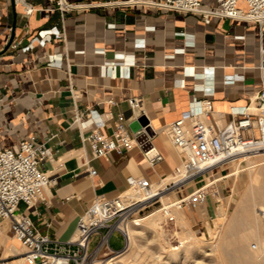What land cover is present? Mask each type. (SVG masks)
<instances>
[{"label": "crops", "instance_id": "0c3cea01", "mask_svg": "<svg viewBox=\"0 0 264 264\" xmlns=\"http://www.w3.org/2000/svg\"><path fill=\"white\" fill-rule=\"evenodd\" d=\"M70 1L78 7L62 15L55 0H0V51L16 20L14 42L0 55V149L26 138L50 146L52 155L41 168L56 184L46 189L44 200L22 204L19 211L62 242L74 237L96 197L126 191L130 177L155 184L174 172L181 155L167 127L194 98L210 99L211 118L225 124L233 119L232 107L250 106L264 88V23L221 17L206 23L202 15L160 7L163 0ZM207 3L214 6V0ZM49 29L61 35L42 44L40 31ZM134 96L143 99L158 131L153 142L163 160L155 167L147 165L138 146L94 157L85 138L91 129L73 124L75 113L96 110L106 121L103 133L112 134L120 114L132 132L139 127L128 102ZM229 178L222 201L209 195L197 209L183 211L196 223L221 216L230 209L238 182ZM0 264H26L25 249L2 219Z\"/></svg>", "mask_w": 264, "mask_h": 264}, {"label": "built area", "instance_id": "2783aa9c", "mask_svg": "<svg viewBox=\"0 0 264 264\" xmlns=\"http://www.w3.org/2000/svg\"><path fill=\"white\" fill-rule=\"evenodd\" d=\"M207 1L163 0L157 4L169 10L202 15L206 23L212 17L264 23V0H214V6ZM55 4L62 15L78 7L70 0H55ZM32 10L30 8L28 12ZM40 35L43 37L40 42L45 44L47 38L60 36L61 32L49 29L40 31ZM30 47L31 44L24 50ZM51 63L61 64L56 58H52ZM128 102L139 123L132 132L127 119L120 114L114 122L112 134L103 133L101 128L106 126V121L96 110L75 113L73 124L81 129H91L85 138L94 157H106L112 152L121 153L138 146L143 149L147 165L155 167L163 160L153 142L158 131L141 97H130ZM212 111L210 99L194 98L189 109L167 127L170 141L181 155V163L170 174L173 180L154 189V182L143 177H130L126 191L112 198H95L81 216L74 237L66 242L42 233L29 215L19 211L22 204L31 207L44 200L46 189L56 184V180L41 168L42 162L52 155L50 146L26 138L12 148L0 149V219L9 222L14 236L25 249L26 264H102L103 257L124 251L128 242L127 229L141 226L145 211L164 195L170 198V202L162 204L160 211L167 220L174 218V208L184 210L190 206L197 209L209 195L217 197L220 193L217 182L235 170L223 172L236 161L242 162L247 155L264 150V88L250 106L232 107L233 119L225 124L214 121ZM87 164L90 174L96 175L97 170L89 162ZM166 176L163 175L158 182ZM191 186H194L193 190L186 195L175 196ZM116 232L123 238L121 249L111 246V238ZM97 234L99 240L90 250Z\"/></svg>", "mask_w": 264, "mask_h": 264}, {"label": "rangeland", "instance_id": "374dc122", "mask_svg": "<svg viewBox=\"0 0 264 264\" xmlns=\"http://www.w3.org/2000/svg\"><path fill=\"white\" fill-rule=\"evenodd\" d=\"M248 166V160L245 158L242 162L240 160L236 161L229 170L223 172V174H226L231 170H236L237 168L243 169L237 175L229 176V179H231L230 183H232L236 178H238V182L234 191L230 209L225 210L219 217L209 218L207 221L196 223L193 217L185 213L182 209L174 208V218L167 220L160 211L162 204L170 202V198L164 195L160 201L154 203L152 207L145 211V219L142 222L144 226L141 225L131 227L134 234L133 243L131 246H128L127 244L124 249L126 252L125 259L123 263L121 262L119 264H163L165 262H172V264H199L200 262H205V264H229L227 260L219 258L216 253L205 256L204 252L207 248H212V246L214 248L217 247V239L221 230L220 227H222L223 224L226 223V219L232 215L245 188L249 183H251L250 181L252 177L250 169L247 168ZM260 178L261 181L260 179L257 181L259 184L263 181V175H261ZM226 179L217 182V187L220 191L217 196L219 201H222V197L224 195L222 185ZM154 187L157 188L156 185ZM257 193L258 192H255L253 194V205L259 201L258 198L260 195L258 194L257 196ZM258 205L256 207H260ZM179 212L182 213L188 221L184 220L182 223H178L176 221L177 218L175 217V214ZM149 215H151V217H148ZM152 218L156 220L154 225L149 223ZM98 240L99 235L97 234L92 239L90 250L95 248ZM191 240L193 241L191 242ZM195 240L197 242H195ZM250 243L252 252L258 254L260 258L261 255L259 252L263 249L261 248L262 244L256 239H252ZM123 244L122 236L119 232H116L111 238V246L114 249H119L123 246ZM117 254L103 257L102 262H106L110 258L115 257ZM170 256H172V258H170ZM178 258L179 260H177Z\"/></svg>", "mask_w": 264, "mask_h": 264}, {"label": "bare ground", "instance_id": "6f19581e", "mask_svg": "<svg viewBox=\"0 0 264 264\" xmlns=\"http://www.w3.org/2000/svg\"><path fill=\"white\" fill-rule=\"evenodd\" d=\"M246 158L249 164L247 168H249L251 172V183H249L245 188L232 215L228 219H226V223L223 224L222 227H220L221 230L217 239V247L214 248L212 246V248H207L204 252V255L208 256L212 253H216L219 258L227 260L229 264H264V151L247 155ZM242 170L243 169L241 168H237L233 173L238 174ZM261 175H263V181L259 184L257 181H259V179L261 181ZM172 179L173 176L168 175L161 182L153 184V188L156 189L154 187L155 185L158 188L159 186L164 185L166 182ZM255 192H258L257 196L258 194L260 196L258 198L259 201H255L256 203L253 205L252 198ZM257 205L260 207H256ZM148 217H151V215H149ZM175 217L177 218L176 221L178 223H182L184 220H187V218L180 212L176 213ZM155 221L156 220L152 218L150 219L149 223L151 225H154ZM141 225L144 226V224ZM131 227L127 229L128 246L132 245L134 239V234L131 230ZM252 239H256L262 244L261 248L263 249L259 252V254L261 255L260 258L258 254L253 253L251 250L250 242ZM192 241L193 240H191V242ZM195 242L197 241L195 240ZM125 253V251H121L119 252V254L116 253L117 255L115 257L110 258L106 262H102V264L123 263L125 259ZM172 256H170V258H172ZM177 260H179V258ZM163 264H172V262H165ZM199 264H205V262H200Z\"/></svg>", "mask_w": 264, "mask_h": 264}, {"label": "water", "instance_id": "95a60500", "mask_svg": "<svg viewBox=\"0 0 264 264\" xmlns=\"http://www.w3.org/2000/svg\"><path fill=\"white\" fill-rule=\"evenodd\" d=\"M12 1L14 2L15 0H12ZM15 17H16V15H15ZM15 28H16V20L13 23L10 38H9L7 44L5 45V47L0 51V55L3 54L4 52H6L10 48V46L13 44L14 39H15Z\"/></svg>", "mask_w": 264, "mask_h": 264}]
</instances>
